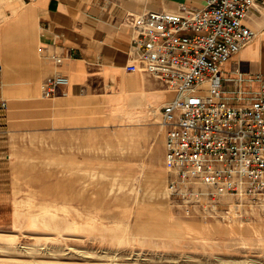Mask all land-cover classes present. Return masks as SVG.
<instances>
[{
    "label": "crops",
    "instance_id": "0c3cea01",
    "mask_svg": "<svg viewBox=\"0 0 264 264\" xmlns=\"http://www.w3.org/2000/svg\"><path fill=\"white\" fill-rule=\"evenodd\" d=\"M203 5L204 0H0V100L8 102L0 113V167L24 158L44 159L48 166H100V135L120 123L137 125L126 131L141 136L132 142L141 145L143 156H149L152 139L159 140L165 167L161 110L175 92L151 72L127 70L139 55L132 23L148 11L190 15ZM245 24L254 36L223 64L222 76L256 89L255 77L264 75V0H256ZM50 54L63 56L62 63ZM55 73L66 75L68 83L44 97V83Z\"/></svg>",
    "mask_w": 264,
    "mask_h": 264
},
{
    "label": "rangeland",
    "instance_id": "374dc122",
    "mask_svg": "<svg viewBox=\"0 0 264 264\" xmlns=\"http://www.w3.org/2000/svg\"><path fill=\"white\" fill-rule=\"evenodd\" d=\"M136 127L100 135V166L0 167V264H264V203L224 196L209 212L208 197H174L160 141L143 156Z\"/></svg>",
    "mask_w": 264,
    "mask_h": 264
},
{
    "label": "built area",
    "instance_id": "2783aa9c",
    "mask_svg": "<svg viewBox=\"0 0 264 264\" xmlns=\"http://www.w3.org/2000/svg\"><path fill=\"white\" fill-rule=\"evenodd\" d=\"M255 2L204 0L190 15L148 11L132 23L139 55L127 70L151 72L175 92L161 110L168 191L176 198L208 197L203 206L209 212L219 210L224 196L264 203V75L255 77L259 84L249 98L240 78L222 76L223 64L254 36L245 17ZM48 57L57 64L64 58ZM67 83L55 73L42 95L53 97ZM7 107L0 100V113Z\"/></svg>",
    "mask_w": 264,
    "mask_h": 264
}]
</instances>
